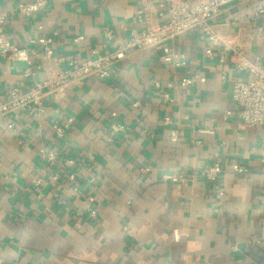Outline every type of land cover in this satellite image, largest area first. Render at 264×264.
I'll return each mask as SVG.
<instances>
[{
    "label": "crops",
    "instance_id": "0c3cea01",
    "mask_svg": "<svg viewBox=\"0 0 264 264\" xmlns=\"http://www.w3.org/2000/svg\"><path fill=\"white\" fill-rule=\"evenodd\" d=\"M32 1L0 0L7 40L37 54L28 64L0 55V101L91 48L113 51L183 0L17 9ZM259 8L264 0L231 1L208 21L212 40L198 28L168 39L185 66L162 62L155 45L127 54L106 79L91 74L45 95L41 110L0 117V264H264V124H245L231 98L232 85L248 79L245 62L264 67ZM54 32L45 55L36 39ZM194 75L205 80L180 84ZM69 118L57 137L51 125ZM41 148L55 160L43 161ZM213 163L223 169L215 182L200 174ZM233 163L246 171L233 172ZM166 173L180 180H163Z\"/></svg>",
    "mask_w": 264,
    "mask_h": 264
},
{
    "label": "built area",
    "instance_id": "2783aa9c",
    "mask_svg": "<svg viewBox=\"0 0 264 264\" xmlns=\"http://www.w3.org/2000/svg\"><path fill=\"white\" fill-rule=\"evenodd\" d=\"M231 1L243 3L247 0H199L197 2L177 1L170 2L166 5V18L163 22L148 26L141 30H132L128 38L117 46L113 51L102 53L97 48H91L89 55L81 59H70L66 63V68L62 69L58 66L50 69L40 81H37L26 92H20L18 88L13 87L6 100L0 101V117H4L10 113L15 112L19 108L30 107L41 110L42 98L49 94L58 92L63 89L69 82L80 80L91 74L96 75L101 79H106L110 76V68L119 60L123 59L127 54L139 50H143L155 45H159L162 50L161 60L164 63H171L175 66H185L186 62L181 54L169 48L165 42L168 39L184 33L186 31L198 28L203 33H207L212 40V34L208 21L215 16L221 7ZM44 3V0H34L30 3L19 2L17 9L21 12L34 13ZM258 14L264 13V9L259 8ZM7 15L0 10V55L8 54L11 58L21 62L29 63L31 55H37L36 51L28 52L25 48L16 46L5 37L3 26L5 24ZM140 18V16H139ZM41 29V26H38ZM52 36H39L36 43L39 44L45 55L52 54ZM108 35V33H107ZM81 37L76 38L79 40ZM210 53V50H207ZM248 79L246 81L238 80L232 85L231 98L235 103L240 119L245 124L259 125L264 124V67L254 64L246 63ZM28 74V69L25 70L24 75ZM194 79L203 82L205 78L194 75L193 77H185L180 81L181 85H188ZM139 105L138 101L132 103L133 107ZM115 116V113H112ZM72 119H67L64 123H53L51 128L57 137H62L66 131V127ZM164 123L169 122V118H163ZM111 129L114 131L119 126L111 123ZM171 138H176L175 134H171ZM40 157L43 161L53 162L56 158L54 150H46L41 148L39 150ZM67 164L72 165L73 161L68 160ZM231 170L236 173L245 172V168L237 163L230 166ZM148 168L141 171L145 172ZM223 172L222 166L219 163L205 165L200 174L208 181L215 182ZM75 172L68 174L69 180H74ZM56 179V176H53ZM162 179L176 183L180 180V176L175 174H163ZM40 180L36 179L35 184H39ZM88 201L92 202L93 198L88 197ZM95 210H90V215L93 216ZM173 238L178 239V231L173 230Z\"/></svg>",
    "mask_w": 264,
    "mask_h": 264
}]
</instances>
